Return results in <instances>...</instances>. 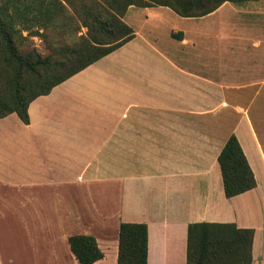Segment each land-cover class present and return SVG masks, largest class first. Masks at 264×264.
Instances as JSON below:
<instances>
[{
  "label": "crops",
  "instance_id": "crops-1",
  "mask_svg": "<svg viewBox=\"0 0 264 264\" xmlns=\"http://www.w3.org/2000/svg\"><path fill=\"white\" fill-rule=\"evenodd\" d=\"M123 20L132 38L32 99L27 123L0 117V240L16 223L48 264H78L67 237L88 234L91 264H116L119 223H143L146 264H185L188 224L231 223L264 264V0ZM230 134L255 184L226 197Z\"/></svg>",
  "mask_w": 264,
  "mask_h": 264
},
{
  "label": "trees",
  "instance_id": "trees-1",
  "mask_svg": "<svg viewBox=\"0 0 264 264\" xmlns=\"http://www.w3.org/2000/svg\"><path fill=\"white\" fill-rule=\"evenodd\" d=\"M224 1L247 0H0V59L9 83L0 95V117L15 113L27 123V106L32 99L132 38L133 30L122 20L127 7L166 6L178 16L197 17ZM80 26L85 27V34L71 39ZM47 34L53 35L55 48L69 50L53 64L33 49H19L18 38ZM170 35L178 39L181 33ZM216 159L226 197L254 186L252 172L233 134ZM251 237V229L231 223H190L186 228L185 264H250ZM67 243L78 264H91L102 257L91 235L72 234ZM116 264H146L145 224L119 223Z\"/></svg>",
  "mask_w": 264,
  "mask_h": 264
},
{
  "label": "rangeland",
  "instance_id": "rangeland-1",
  "mask_svg": "<svg viewBox=\"0 0 264 264\" xmlns=\"http://www.w3.org/2000/svg\"><path fill=\"white\" fill-rule=\"evenodd\" d=\"M66 12L70 13L71 11L70 9H66ZM85 31V27L80 26L77 32L71 35V39H75L79 35L85 34ZM21 34L24 35L25 32L23 31ZM17 43L19 49L23 51L33 49L39 56H47L48 61L51 64L62 59L69 52V50L65 47L55 48L56 43L53 41L52 34L43 36H27L25 40L18 38ZM4 71L5 70L3 69L0 59V95L9 87V83L6 81L7 74ZM9 224H6V227L8 226V238L0 240V264H48L50 257L46 253L44 254L45 251L43 250V247L33 251V243L37 240L38 235L35 237H27L26 231L22 234L21 228L18 227L16 223L14 225ZM10 226H13V229L11 228L12 230H9ZM12 231H14V233H12ZM20 247L25 248V252L23 254H19ZM29 249L30 251L27 252Z\"/></svg>",
  "mask_w": 264,
  "mask_h": 264
}]
</instances>
